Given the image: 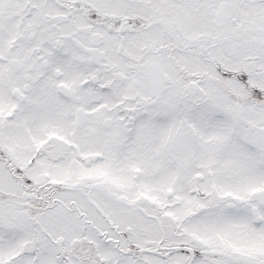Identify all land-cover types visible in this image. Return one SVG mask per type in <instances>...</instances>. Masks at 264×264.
Wrapping results in <instances>:
<instances>
[{
	"label": "snow or ice",
	"instance_id": "1",
	"mask_svg": "<svg viewBox=\"0 0 264 264\" xmlns=\"http://www.w3.org/2000/svg\"><path fill=\"white\" fill-rule=\"evenodd\" d=\"M0 264H264V0H0Z\"/></svg>",
	"mask_w": 264,
	"mask_h": 264
}]
</instances>
